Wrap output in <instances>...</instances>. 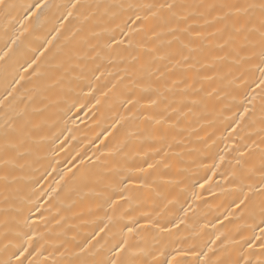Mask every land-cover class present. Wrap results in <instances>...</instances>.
<instances>
[{"label": "bare ground", "instance_id": "obj_1", "mask_svg": "<svg viewBox=\"0 0 264 264\" xmlns=\"http://www.w3.org/2000/svg\"><path fill=\"white\" fill-rule=\"evenodd\" d=\"M262 33L264 0H4L0 264H264Z\"/></svg>", "mask_w": 264, "mask_h": 264}, {"label": "snow or ice", "instance_id": "obj_2", "mask_svg": "<svg viewBox=\"0 0 264 264\" xmlns=\"http://www.w3.org/2000/svg\"><path fill=\"white\" fill-rule=\"evenodd\" d=\"M3 5H4V0H0V6H3ZM169 7H171V5H169ZM262 43H264V33H262ZM261 72L264 73V69H261ZM261 83H264V81H261Z\"/></svg>", "mask_w": 264, "mask_h": 264}]
</instances>
